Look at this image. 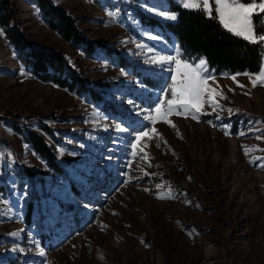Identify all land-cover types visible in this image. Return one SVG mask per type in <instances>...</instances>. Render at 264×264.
I'll return each mask as SVG.
<instances>
[{"label": "rangeland", "instance_id": "obj_1", "mask_svg": "<svg viewBox=\"0 0 264 264\" xmlns=\"http://www.w3.org/2000/svg\"><path fill=\"white\" fill-rule=\"evenodd\" d=\"M12 1L25 37L64 54L111 109L38 82L0 34V264H264V169L249 162L264 151L246 156L241 147L264 149V140L255 138L264 134V86L253 88L239 75L246 85L241 89L214 72L228 97L220 103L239 111L199 122L169 117L180 135L157 122L171 151L158 139L148 141L153 167H147L131 156L135 133L152 127L137 110L154 109L170 83L167 69L148 61L179 49L158 28L142 24L133 9L170 20L156 14L167 11L165 0H53L75 17L81 35L128 60L126 68L100 50L83 55L44 25L32 0ZM224 124L231 135L224 134ZM16 129L41 137L65 175L52 173ZM124 173L133 179L127 182ZM158 183L165 187L157 189ZM168 185L176 198L158 199Z\"/></svg>", "mask_w": 264, "mask_h": 264}, {"label": "trees", "instance_id": "obj_2", "mask_svg": "<svg viewBox=\"0 0 264 264\" xmlns=\"http://www.w3.org/2000/svg\"><path fill=\"white\" fill-rule=\"evenodd\" d=\"M32 1L38 8L44 25L63 40L79 47L83 55L91 56L100 50L122 68L131 65L116 49L110 48L102 41L91 40L81 35L76 27L75 17L57 6L53 0ZM165 3L166 10L176 14L175 20H160L139 9H133V12L142 24L158 28L164 38L172 39L184 58L191 60L204 58L208 68L216 73L259 72L264 57V44H253L234 36L227 32L217 19L210 18L202 11L185 9L174 0H165ZM256 24L257 31L264 32L259 19L256 20ZM0 28L4 38L12 46L18 62L38 82L85 95L90 101L101 104L102 108L111 109L109 104L78 76L64 54L51 47L38 45L25 37L16 23L12 0H0ZM16 132L52 173L57 176L65 175L41 137L29 130L16 129ZM163 178L168 180L165 174ZM2 192L0 186V193ZM28 217L29 215H26V223Z\"/></svg>", "mask_w": 264, "mask_h": 264}, {"label": "snow or ice", "instance_id": "obj_3", "mask_svg": "<svg viewBox=\"0 0 264 264\" xmlns=\"http://www.w3.org/2000/svg\"><path fill=\"white\" fill-rule=\"evenodd\" d=\"M180 4L185 9H195L204 12L210 18L218 20L219 24L229 33L236 37H240L245 41L253 44H264V32L257 31L256 20H260V26L264 27V0H180ZM213 13L215 15H213ZM161 17H165L170 20H175L176 14H170L168 11H159L156 13ZM114 15V13H109ZM0 34L2 30H0ZM157 39L158 37H151ZM152 52V49H148ZM149 63L159 65L163 71L165 68L169 73L170 83L167 88L163 89V95L158 98V101L154 109H138L137 115H142V118L149 122L152 127H144L143 130L138 131L134 135L133 142L130 147L132 149L131 156L133 159L139 156V158L147 165V167H153L150 162L149 154L145 149L149 146L148 141L160 140L163 142V146L167 147L171 151L167 141L163 139L161 133L158 132L155 125L157 122H163L173 129H176L179 134V129L176 124L172 122L169 117L177 116L185 119L191 118L197 122L200 121L201 116L214 115L215 119L222 120L223 117L219 114L220 112L226 111L229 117L236 112L238 109L225 108L220 100H227V95L223 92V86L218 83L217 76L214 74V70H211L207 66V61L204 58L199 59L196 62H189L185 60L182 53L177 50L176 55H153ZM244 75L249 78L252 87L264 86V65L257 74L236 73V74H222V78H230L237 84V87L244 89L246 85L240 84L237 80V76ZM230 92H235L234 89L229 88ZM245 95H250L249 92H244ZM129 103H132L129 101ZM134 107H136L134 105ZM206 108H210L211 112L206 111ZM219 110V111H217ZM146 113V114H145ZM212 126V120H208ZM251 123V122H250ZM256 123H260L257 121ZM229 125H221L222 130L226 136L231 135ZM117 131H127V129L116 126ZM250 132H260L258 128H250ZM239 136H245V132L237 133ZM183 139L182 136H180ZM257 140H264V134L257 135ZM143 142V146L142 145ZM157 148L161 147V143L156 144ZM244 150V154L247 156L251 151H264V149L250 148L247 145L241 146ZM173 155L175 153L173 152ZM111 159V157H109ZM260 161V163H256ZM250 163L256 164L257 167L264 169V157L256 156L253 157ZM126 167H132V161L130 160ZM144 176L156 175L155 173H148L143 169H140ZM128 176L130 182L133 177L124 173ZM139 179V177H137ZM190 179V178H189ZM165 184H156L157 189H162ZM144 191H151L150 189H144ZM158 199H175L176 195L171 187L167 186L166 192H158ZM114 215L117 213H113ZM107 227L102 225V229ZM39 256L45 257L46 252L43 248L39 249Z\"/></svg>", "mask_w": 264, "mask_h": 264}, {"label": "crops", "instance_id": "obj_4", "mask_svg": "<svg viewBox=\"0 0 264 264\" xmlns=\"http://www.w3.org/2000/svg\"><path fill=\"white\" fill-rule=\"evenodd\" d=\"M172 14H174V13H172Z\"/></svg>", "mask_w": 264, "mask_h": 264}]
</instances>
